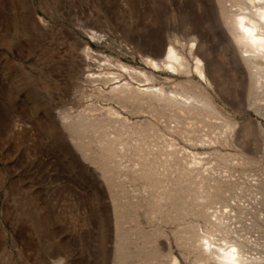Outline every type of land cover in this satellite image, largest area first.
<instances>
[{
  "label": "rangeland",
  "instance_id": "1",
  "mask_svg": "<svg viewBox=\"0 0 264 264\" xmlns=\"http://www.w3.org/2000/svg\"><path fill=\"white\" fill-rule=\"evenodd\" d=\"M217 3L0 0V264H129L118 262L110 181L114 174L103 171L95 161L93 155L102 152L98 145L84 153L65 126V116H76L91 105L111 108L131 122H156L164 134L162 141L197 154L205 160L206 173L231 181L214 199L220 204L211 213L221 205L245 207L244 216L231 218L237 232L231 239L245 242L250 257L264 255V116L248 105L249 73L241 70L227 50ZM94 35L112 45L99 42ZM195 37L206 72L214 75L217 86H210L194 72L154 70L141 60L149 41L155 46L164 42L185 53L193 66L189 47L183 45L189 46ZM118 45L131 54L119 52ZM105 58L155 72L160 78L158 87L194 90L189 83H201L222 118L237 125L228 136L230 143L193 145L165 130L149 114H133L115 101L93 96L94 91L109 92L126 82L146 89V84L132 80L118 67L102 68ZM106 72L124 77L109 84L93 81L92 77ZM217 120L212 119L215 124H206V128L194 120L200 127L196 134L206 141L205 134L214 139L223 127V120ZM215 151L228 154L227 161L212 155ZM117 178L127 199H133L137 186L124 172ZM190 187L184 184L179 197L192 194ZM142 219L140 226L147 231L162 228L157 238L160 264H167L171 256L183 264H196L197 254L184 245L186 238H179L176 229L197 219ZM199 223L204 227L203 221ZM132 249L137 248L132 245Z\"/></svg>",
  "mask_w": 264,
  "mask_h": 264
},
{
  "label": "bare ground",
  "instance_id": "2",
  "mask_svg": "<svg viewBox=\"0 0 264 264\" xmlns=\"http://www.w3.org/2000/svg\"><path fill=\"white\" fill-rule=\"evenodd\" d=\"M217 2L223 20L227 50L232 51L241 70L249 73L248 105L264 116V0ZM102 38L95 39L112 45ZM197 41L198 37H195L190 40L189 46L183 45V48L189 47L193 66L185 53L174 44L164 42L155 46L154 41H149L141 60L154 70L187 75L194 72L210 86H217L214 75L206 72L204 58L197 50ZM117 50L131 54L123 45H118ZM104 60L102 68L109 70L111 67H118L132 80L146 84V89L136 88L132 83L126 82L109 92L94 91L93 96L104 101H115L133 114H149L162 123L165 130L178 134L193 145L206 142L213 145L230 143L228 136H232L237 125L222 118L214 98L201 83L190 82L194 90L187 89V86L175 90L158 87L160 78L155 72L138 70L120 60ZM123 77V74L106 72L104 76L92 79L109 84L112 81H121ZM212 119L223 120V127L214 139L205 134L204 137L208 139L206 141L196 134L200 128L196 125L204 123L202 128H206V124H215ZM194 120L198 123H194ZM65 121L66 128L84 153L91 152L93 144L100 147L102 152L93 155L95 161L103 171L112 170L114 174L110 181L113 184L117 222L118 262L160 264L157 238L162 228L152 227V230H145L140 226L143 216L159 222L180 221L185 216L197 219L198 221L187 227L176 229L179 238H186L184 245L197 254L196 264L264 262V255L250 257L245 242L231 239L237 233L232 229L231 218L244 216L247 213L245 207L221 205L211 213L214 206L220 204L214 199L226 191V185L231 181H225L214 173H206L208 170H204L205 160L197 154H189L162 141L164 134L156 122L149 119L131 122L128 118L120 117L111 108L103 109L95 105L87 107L76 116H65ZM212 155L223 161L228 159V154L223 155L218 151ZM123 172L126 173V179L137 186L131 197L133 199H127L126 190L117 182V177ZM187 183L192 188V194L185 193L181 198L180 192ZM201 221L204 227L200 225ZM132 245L136 246L135 251ZM178 258L171 256L167 264H183Z\"/></svg>",
  "mask_w": 264,
  "mask_h": 264
}]
</instances>
